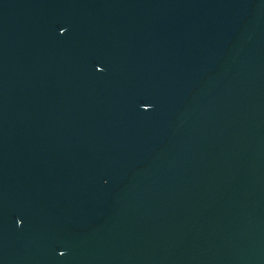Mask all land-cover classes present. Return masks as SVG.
Segmentation results:
<instances>
[{"label": "water", "instance_id": "1", "mask_svg": "<svg viewBox=\"0 0 264 264\" xmlns=\"http://www.w3.org/2000/svg\"><path fill=\"white\" fill-rule=\"evenodd\" d=\"M0 264H264V0H0Z\"/></svg>", "mask_w": 264, "mask_h": 264}]
</instances>
